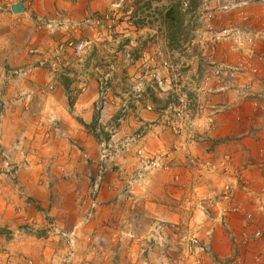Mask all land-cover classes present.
<instances>
[{"label": "rangeland", "instance_id": "374dc122", "mask_svg": "<svg viewBox=\"0 0 264 264\" xmlns=\"http://www.w3.org/2000/svg\"><path fill=\"white\" fill-rule=\"evenodd\" d=\"M36 1H31L28 4L25 3L28 7L27 9L31 10L30 15L21 20H8L7 24L9 27L7 32L1 36V41L13 40L16 51L11 56H8L3 63L0 58V97L10 94V97L4 100H13L11 105L18 109L20 123L22 122L26 125L30 123L33 125L37 121L39 124L46 125L47 123L50 124L49 122H52V124L55 122V119L52 118H54L53 113L55 111L57 112L56 108L53 107L56 104L62 111L69 113L73 119H83L79 112L75 111L74 105L70 106V102L73 101V104H75L77 98L84 94L85 104L89 105V108L84 110L85 114L90 113L92 116L89 123L93 120L96 105L101 112L100 125L97 130L101 141L95 138L94 134L89 133L80 123L84 131L93 137L94 143L92 145L95 149L93 150L94 152L92 151L93 154L87 151L86 146L80 147V149L75 148L72 142L70 143L72 146L68 145L66 149H71L69 155H72L74 150L79 155H83V151H85V153H90L93 157H99L100 162L98 160L99 163L95 162L98 173L111 171L110 169H113L111 172L123 170L127 171L124 174L132 177L140 171L142 164L145 173L158 168L161 170H170L165 165L167 162L175 159L176 153H174V150H177L176 137L183 135V127L186 124L188 125L189 122L191 123L195 115L197 116V114L200 115L204 112V109H201V100L197 95L200 91L199 89L201 87L212 88L216 84H219L226 76L224 66L216 61L220 54V52L217 54L219 44H221L220 47L223 46L227 50L228 43H235V49L238 52L236 54L240 58L237 62L238 74L251 71L256 77L262 76V72L260 74V71L256 70V67L253 65L254 63H258L257 61L264 60V52L259 50V44L263 43L262 40H264L262 39L264 35V1L262 0H250L247 4H242L238 0H225L231 5L235 4L236 7L234 6L235 8L232 9L230 7L228 10L217 8L212 12V15L210 14V18L217 30L229 29V36L233 34L234 36L233 38L231 36L216 44L212 43L215 45H211V48L209 45H205L202 48L200 46L201 49L198 47L202 44L201 39L194 40L196 30L206 27L208 22L204 21L200 11L204 9L208 13L206 4H209L211 1L215 2V0H201V3H198L201 6V8L200 6L198 7V13H194L196 10L194 8L186 12L184 9L185 2L188 0H182V9L185 14L187 28L191 33V39L183 43L179 49L169 48L166 31L158 18V8H163V5H167L169 0H161L156 3L157 10L151 13L142 8L140 9L143 0H124L122 5L118 7V13L114 16L109 14L114 9L110 4L111 0H92L90 2L83 0L80 5L76 6L75 13L71 14L73 17L70 18V15L68 19L59 15V10L64 5L63 1ZM70 2H72V5L76 3L75 1ZM86 9L98 12L88 18L85 14ZM137 10L141 13L134 15ZM145 16H147L145 26H138L136 21L143 19ZM41 18L44 20V23L43 20L41 21ZM97 21L100 22L98 23ZM50 24L51 26H48ZM238 27H241L240 33L237 31ZM67 29L74 32H78V29H80L81 33H76L75 35L63 34V31ZM242 31H245V34ZM4 36L5 38H3ZM68 37L87 40L88 46L79 59L76 56L69 59L70 65L64 72L53 74L46 66L43 67L40 64L38 55L32 53L31 50L42 48L50 51L54 47L55 42L58 43ZM247 49H251L253 52L251 50L247 52ZM231 51L233 52V50ZM144 54H147V57L150 59L148 62L141 59L144 57ZM202 58H205L209 63L207 68L208 73H206L208 79H205L206 77L201 78L200 76V81H196L195 83L191 82L190 79L193 76L194 78L197 77L194 80L200 79L197 75L200 70L198 65L204 60ZM153 71L157 73L156 78L152 76ZM203 71H205V68ZM217 71H220V74H217ZM168 77L170 82L166 81ZM91 83L95 85V88H92ZM194 97H197L196 101L200 102L198 103L193 100L195 103H190V99ZM257 98L260 101V99H264V96L263 98L259 96ZM92 101L94 104L90 107L89 103ZM27 105L29 108H26ZM45 105L49 107L50 116L46 115L47 109ZM148 105H152L153 108L150 110ZM170 106L180 107L183 112L182 118L176 120L175 126L180 125L176 130L171 124L174 119V112L167 110ZM257 108L258 110L260 108L263 111L262 114H264V101L259 102ZM53 109L54 111H52ZM143 109L151 113V118L143 116L141 112ZM237 109L239 115H234V117L237 122H241V118L238 119L239 116L242 117L241 109L238 107ZM193 114L194 116H192ZM2 121L3 118L0 115V122ZM214 123H210V125L213 126ZM39 124L38 127H40ZM184 129L186 130L187 128L185 127ZM50 131L51 136L45 141L47 145L52 144L55 151L58 152V146L60 145L57 143L58 137L54 135L53 130ZM150 131L155 132L158 136L162 135L163 139H157L155 137L151 141L150 137H154L153 135L148 138L145 137ZM191 131L192 134L186 131L187 138H191L189 135H192L194 138L199 135L201 142H213L216 140L215 144L211 146L212 148L216 144L222 143H224V146H228L233 140H236L233 136L231 138L228 135L220 139H212L207 134ZM105 133L110 135L109 140L106 139ZM115 133H119L121 137L116 141L111 139ZM39 140L40 138L36 142H39ZM139 141L140 145H138ZM102 142L104 143L103 145ZM239 143L241 146L246 147L245 144ZM3 147H6L5 142L3 143L0 138V152L5 149ZM227 148L231 149L230 147ZM78 150L81 151L78 152ZM162 151L169 153L163 156L160 155ZM43 154L45 160H47V164L44 167L49 171L57 169V161L55 163L51 161L54 160L53 158L55 156L59 155V152L52 156L50 152L45 150ZM222 154L226 157H223V161L220 162V168L226 172L232 167L233 163L235 165V162L233 161L230 150L227 149ZM0 155L2 160L7 156L6 154L2 156V153ZM188 155L190 156L191 154L188 153ZM122 156L125 158L120 162V165L123 167L121 169L120 165L115 163L116 161H120L119 158H122ZM106 158H111L113 164L106 167V163L104 162ZM163 158H165V161L162 162ZM200 158V156L191 155L188 157V162L192 164L193 168L197 167L196 169L198 170H205L199 169L201 164ZM179 167L181 169L185 168L183 164L179 165ZM196 169L193 171H197ZM179 176H175V183L181 182L182 176ZM103 180L102 177L95 179L94 185L96 184V188L91 190L92 192H89V202L96 201L98 204L99 201L105 207L110 204L112 208L111 214L114 215L116 213L117 216L104 221V224L97 227V231L96 229L94 231L92 230L94 226H87L91 222L85 221V224H87L86 229L82 228V232L84 230L85 234H90L91 230L94 232V235H96V232L97 234L103 232L106 234L103 239L101 238L98 242H95V247L97 246L95 249L90 245L92 241L79 243V240L81 241L80 229L75 235L76 244L72 247L68 246L65 240H57V238L47 234L53 238L52 242L59 244L60 264H66L68 261L71 264H85L80 260L75 262V256L79 253V255H82L89 251V249L95 253L100 252L102 254L105 250L108 251L109 257L106 258V262L100 257L95 264H144L143 262L147 259L148 261L151 260L153 264V261L156 260L152 259L155 257L149 255L151 239L147 236L144 239L142 237L143 235L149 234L148 230L152 226L151 219L147 216H137L135 212L139 206V202L132 192L134 186L132 182L136 180H129L127 182L128 187L126 184H122L121 192L118 191L116 193L114 191L115 193L108 194L103 193L100 189ZM197 180L200 183L201 179ZM229 185L233 187V184L227 183L224 185L220 193L221 200L227 203L228 208L236 202L241 211L238 213L229 211L228 214L230 216L233 214L242 215L245 220L246 215L253 214L254 221L255 218L261 220L260 224H255L256 228L252 231H249L250 229H247L248 227H245V230L243 229L244 232L242 231L241 236V241H243L246 233L251 234L264 226V182L261 184L262 187L260 190L251 191L250 188L244 190L246 193H249L251 203L254 206L256 205L255 207L252 206L251 210L244 209L242 203L237 200L238 198L236 197L234 187L231 200L224 196L226 187ZM76 200H73V202L77 203ZM121 205L126 220L125 218L123 220L121 218L122 215L119 216L118 212H116L119 209L117 207H121ZM200 206L205 209L203 204ZM83 209H79L78 214L71 219L69 225L62 224L59 220L56 222L55 220L53 222L51 221V224L48 223L50 225H44L41 229L37 227V229L46 232L54 225L60 226L65 230L71 229L79 223L80 215L84 214ZM43 216L47 220L50 219L46 212L43 213ZM84 217L87 218V213ZM84 217L82 220H84ZM4 231H6V236H3ZM26 231L24 235L27 238L36 239L35 235L30 234L32 232ZM177 232L181 231L177 230ZM10 234V231L0 229V248L7 245L5 238H11ZM43 234L40 233V235ZM140 237L145 242H135ZM252 243L245 245L242 242L246 247ZM2 249L6 248L3 247ZM70 252L74 253L73 257L69 255ZM137 256H140V258ZM179 259H182V257ZM90 261L94 260H89L88 262ZM196 264H200V261H197Z\"/></svg>", "mask_w": 264, "mask_h": 264}, {"label": "crops", "instance_id": "0c3cea01", "mask_svg": "<svg viewBox=\"0 0 264 264\" xmlns=\"http://www.w3.org/2000/svg\"><path fill=\"white\" fill-rule=\"evenodd\" d=\"M19 1L23 0H14L12 5ZM31 1L36 0L23 1L26 9L24 13L15 14L12 10L0 12V37L7 32L8 20H21L30 15L31 10L27 9L26 4ZM59 1L64 3L63 8L59 10V15L68 19L71 14L75 13L76 6L80 5L83 0H78L73 5L70 2L72 0ZM36 2H44V0ZM72 17L73 15L70 18ZM237 29L240 33L241 27ZM76 33L80 34V29L78 32L69 31V29L63 31L65 35H75ZM242 33L245 34V31ZM231 36L233 38L234 34ZM262 39H264V35ZM262 41L263 43L259 44V50L264 52V40ZM228 44L227 50L223 46L220 47L221 44H219L217 54L220 52L222 56L219 54L216 60L224 66L226 76L212 88L201 87L199 89L197 95L201 100L200 105L204 112L195 115L194 120L185 125L187 129L185 130L183 127V135L176 137L175 159L165 165L170 169L169 171L158 168L145 173L142 164L140 171L132 177L124 174L127 171L123 170L111 172L113 169H110L111 171L98 173L95 162H100V159L91 156L92 151L95 150L92 145L93 137L85 132L83 126L69 113L62 111L56 104L53 106L57 110L53 113L54 118L52 119H55L53 124L49 122L50 124L44 125L36 121L33 125L30 123L26 125L20 123L18 119L20 113L16 107L11 105L13 100H4L9 98L10 94L2 95L0 97V100L3 101L0 102V115L3 121L0 122V138L3 143L5 142L6 147H3L5 151L2 150L0 154L7 156L2 160L0 155V229L10 231L11 238H5L7 245L3 246L10 251L2 249L3 247L1 249L14 254L15 257L6 260L4 255L0 254V264H27L23 258L34 260L35 264H60L59 244L52 242L53 238L46 234L47 231L42 230L39 232L44 233L43 235L30 233L35 235L36 239L27 238L24 235L27 232L25 226L30 225L41 229L44 225H50L55 220L69 225L80 208H84V214L79 217L78 224H81L79 228L81 241L79 240V243L92 241L90 245L94 249L97 248L95 242L103 239L106 234L104 232L97 234L96 232L94 235V229L97 231V227L104 224V221L117 216L116 213L111 214L110 204L105 207L98 201L96 209L93 210L91 221L84 217L91 204L89 192L96 188L95 179L101 177L104 180L100 189L107 194L115 193L114 191L121 192L122 184H126L128 187L129 180H136L132 182L134 185L132 192L139 202L135 212L137 216H147L151 219L152 226L148 230L149 234L142 237L144 239L147 236L151 239L149 255L155 257L152 259L156 260L153 261V264H196L197 261H200V264H237L236 262L238 264H264V238L254 241L248 247L244 246L241 241L243 229L248 227L247 229L252 231L256 228L255 224H260L261 220L255 218V223H248L242 215L233 214L230 216L227 203L220 197L224 185L233 184L237 200L242 203L244 209L251 210L254 204L251 203L249 193L244 190L249 188L251 191L260 190L261 184L264 182V114L260 108L259 110L257 108L258 103L264 101V99L259 101L257 98L264 94V60L253 64L260 74L262 72V76L256 77L251 71L238 74L237 62L240 58L237 55L235 43ZM198 47L200 48V46ZM202 47L204 46L201 44ZM204 50L207 52L206 49ZM15 51L13 40L1 41L0 58L2 63ZM251 51L253 52V50ZM198 52L200 53L199 49ZM202 59L204 60L201 61L202 64L198 65L200 70L197 76L208 79L206 73H208L209 63L205 58ZM204 68L205 71H203ZM196 78L193 76L190 81L195 83L201 80V78L194 80ZM91 86L95 88L93 83ZM83 95L77 98L74 108L83 120L89 123L92 116L90 113L85 114L84 110L88 109L89 105L85 104L86 100ZM196 98L190 99V103L194 101L199 103L200 101H196ZM89 104L92 107L94 102ZM45 106L46 115L50 116L49 107ZM237 107L241 109L242 117H238V119L241 118V122H237L234 117V115H239ZM26 108H29L28 105ZM141 112L147 118L152 116L145 109ZM210 123H214L213 126ZM49 128L54 131V135H57V143L60 144L58 146L59 155L51 161L54 163L57 161V169L51 171L44 167L47 160L43 153L47 150L54 156L58 152L55 151L52 144L47 145L45 141L51 136ZM191 130L207 134L212 139H220L228 135L231 138H236L237 141L233 140L228 146H224V143L216 144L212 148L211 146L215 144L216 140L201 142L199 135L196 138L189 135L191 138H187V133L192 134ZM151 135L154 136L150 137L151 141L155 137L163 139L162 135L158 136L153 131H150L145 137L148 138ZM38 138L40 140L36 142ZM119 138H121L119 133H115L111 137L114 141ZM71 142L74 143L75 148L80 149V147L86 146L87 151L91 154L83 151V155H79L73 150V154L69 155L71 149L66 148L68 145L72 146ZM239 142L245 144L246 147L241 146ZM138 145H140V141ZM227 149L230 150L235 165L233 163L232 169L225 172L220 168V162L223 161V157H226L222 153ZM166 153L169 152L162 151L160 155L164 156ZM188 153L200 156L199 169L205 170L193 168L192 164L188 162V157L191 156ZM123 158L125 157L119 158L120 161H116L115 164L120 165ZM186 158L187 160H185ZM104 162L106 167L113 164L111 158H106ZM181 164L185 167L184 169L179 167ZM120 168L123 167L120 165ZM195 169L197 171H193ZM176 175L182 176L180 183H175ZM197 179H201L200 183ZM73 200H76L77 203H74ZM111 204L113 205V203ZM201 204L205 206V209L201 208ZM238 204L242 207L240 203ZM117 208L119 209L116 212L119 216L122 215L123 220L124 218L126 220L122 205ZM44 212L50 217L49 220L43 216ZM83 217L84 220H82ZM85 221L91 223L87 225ZM86 225L94 226L90 234H85L84 230L82 232V228L86 229ZM175 229L181 232H177ZM3 233V236H6V231ZM142 237L137 238L135 242H145ZM91 246L90 248H92ZM90 250L82 255L77 254L75 262L80 260L85 264H95L98 258L101 257L106 262V258L109 257L106 250L103 254ZM137 257L140 258V256ZM181 257L182 259H179ZM89 260L94 261L88 262ZM143 263L152 264L148 259Z\"/></svg>", "mask_w": 264, "mask_h": 264}, {"label": "built area", "instance_id": "2783aa9c", "mask_svg": "<svg viewBox=\"0 0 264 264\" xmlns=\"http://www.w3.org/2000/svg\"><path fill=\"white\" fill-rule=\"evenodd\" d=\"M72 1H78V0H72ZM86 2H90L92 0H84ZM221 2V0H219ZM242 1V4H247L250 0H240ZM264 1V0H262ZM12 1L11 0H0V11H7L8 9L11 10L12 8ZM122 2H124V0H111V6H113V10L109 13L110 15H116L118 13V7H120L122 5ZM189 6V1L185 2V9H187ZM207 10H210L209 7H206ZM222 9L227 10L229 9V5L225 4L222 6ZM98 11H94L93 10H89L86 9L85 10V14L88 18L92 17L93 14H96ZM106 13V12H105ZM103 14V13H100ZM108 14V13H107ZM108 14V15H109ZM201 14L203 15V17H211L210 14L211 13H207L204 9L203 11H201ZM106 15V16H108ZM109 15V16H110ZM108 16V17H109ZM43 19L41 18V21ZM210 21V20H207ZM98 23L100 21H97ZM44 23V20H43ZM48 26H51L48 25ZM42 27V26H40ZM198 33V38L201 39V42L203 44L209 45V47L211 48V45H215L218 42H221L222 40L229 38L230 33H229V29H222V30H217V28L212 24H208L206 27H202L199 28L197 30ZM215 43V44H212ZM88 46V41L87 40H83L81 38H72V37H68L65 38L63 40H61L60 42L56 43L54 47H52L49 50H45L42 48H35L32 49L31 52L34 53L35 55H38L39 59H40V64L44 67L46 66L49 71H51L53 74L56 73H60V72H64L70 65V58L76 56L78 59L79 57L82 56V53H84L86 47ZM143 59L145 62H148L150 59L147 57V54H144V57L141 58ZM217 74H220V71H217ZM152 76H154L153 78L157 77V73L156 71H153ZM166 81L170 82V79L168 77V79H166ZM160 82H162L160 80ZM51 88H53L51 86ZM83 90H85V88L82 87ZM264 94L259 95V97L263 98ZM148 108L151 110L153 108L152 105H148ZM167 110H171L174 113V119L171 122V124L173 125V128L176 130L177 127L176 125V120H179L180 118H182V110L180 107L177 106H170L168 107ZM233 192V188L229 186L226 187V191L224 192V196L231 200L232 199V194ZM93 201V200H92ZM97 207V203L96 201L91 202L90 204V208L87 211V219H91L93 216V210H95V208ZM229 211H232L233 213H238L240 212V208L239 206L236 204V202H234V204L232 206H230ZM246 220L249 223L254 222V216L253 214H249L246 215ZM81 227V224H77L74 227H72L71 229L65 230L64 228L60 227V226H56L54 225L52 228L47 230L48 235L53 236L54 238H58V239H62L65 240L66 243H68V246L72 247L76 244V239H75V235L77 234V231L79 230V228ZM26 230H28L29 232L32 233H39V230L37 229V227L35 226H30V225H26L25 226ZM264 237V226L261 229L256 230L255 232L248 234L246 233L244 238H243V242L245 245L250 244L256 240H259L261 238ZM0 254H3L6 260H10L13 259V257H15L14 254H10L7 253V251L1 250L0 248ZM71 257L74 256V253L69 254ZM27 264H35L33 260L31 259H26L23 258ZM238 264V262H236ZM8 264V263H7ZM67 264H71L69 261L67 262Z\"/></svg>", "mask_w": 264, "mask_h": 264}, {"label": "trees", "instance_id": "16d2710c", "mask_svg": "<svg viewBox=\"0 0 264 264\" xmlns=\"http://www.w3.org/2000/svg\"><path fill=\"white\" fill-rule=\"evenodd\" d=\"M161 0H143L140 9L142 8L145 11L152 12L157 10L156 3ZM201 3V0H191V6L194 9H197ZM141 13L138 10L134 15ZM150 16V15H148ZM158 18L161 21L164 29L166 31L168 46L169 48H180L183 43H186L191 38L190 31L186 25L185 14L182 9V0H169L167 5H163V8H158ZM147 20V16L143 19H139L136 21L138 26H145ZM74 105L73 101L70 102V106ZM97 106V105H96ZM95 106V112L93 116V120L91 123H86L83 119L77 118V121L81 123L89 133L94 134L95 138L101 141V137L97 134L98 126L100 125L101 112L98 107ZM98 108V109H97ZM106 134V139H110V135Z\"/></svg>", "mask_w": 264, "mask_h": 264}, {"label": "clouds", "instance_id": "9594fccd", "mask_svg": "<svg viewBox=\"0 0 264 264\" xmlns=\"http://www.w3.org/2000/svg\"><path fill=\"white\" fill-rule=\"evenodd\" d=\"M189 1V6H188V8L187 9H185V11L187 12V11H191L192 10V6H191V0H188ZM238 1H240V0H238ZM110 2V1H109ZM24 3V2H23ZM213 3V4H212ZM240 3H242V1H240ZM225 4H228L229 5V8L231 7V9L232 8H235L236 7V5L235 4H233V5H231L228 1H223V0H221V2L219 1V0H215V2H213V1H211L209 4L207 3L206 5H207V7H209L210 8V10H208V13H211V15H212V12L214 11V10H216L217 8H219V9H221V10H224V9H222V6L223 5H225ZM235 6V7H234ZM12 7H13V5H12ZM25 7V6H24ZM200 8H201V6H200ZM213 8V9H212ZM11 10H12V8H11ZM228 10V9H227ZM25 11H26V9H25ZM195 12H199V8L198 9H196L195 11H194V13ZM201 12V11H200ZM204 18V21H207V20H210V21H207L208 22V24H210V23H212L211 22V18H207V17H203ZM213 24V23H212ZM214 25V24H213ZM222 30V29H221ZM198 33H197V30H196V37H195V39L194 40H196V39H198ZM193 40V41H194ZM202 43V42H201ZM202 45L203 46H205L206 44H203L202 43ZM199 46H201V45H199ZM67 264V263H66Z\"/></svg>", "mask_w": 264, "mask_h": 264}, {"label": "water", "instance_id": "95a60500", "mask_svg": "<svg viewBox=\"0 0 264 264\" xmlns=\"http://www.w3.org/2000/svg\"><path fill=\"white\" fill-rule=\"evenodd\" d=\"M12 11L15 14H21L25 12V7L23 1H19L18 3L14 4L12 7Z\"/></svg>", "mask_w": 264, "mask_h": 264}]
</instances>
